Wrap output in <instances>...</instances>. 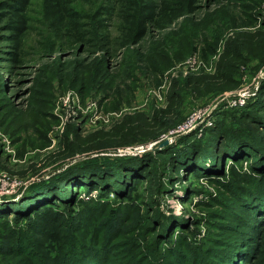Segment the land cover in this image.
<instances>
[{
  "label": "rangeland",
  "instance_id": "374dc122",
  "mask_svg": "<svg viewBox=\"0 0 264 264\" xmlns=\"http://www.w3.org/2000/svg\"><path fill=\"white\" fill-rule=\"evenodd\" d=\"M73 1L115 8L108 42L31 0L13 61L0 22V264H45L41 205L77 239L58 264H264V0H196L127 46L120 0Z\"/></svg>",
  "mask_w": 264,
  "mask_h": 264
},
{
  "label": "trees",
  "instance_id": "16d2710c",
  "mask_svg": "<svg viewBox=\"0 0 264 264\" xmlns=\"http://www.w3.org/2000/svg\"><path fill=\"white\" fill-rule=\"evenodd\" d=\"M112 1L115 4L116 0ZM195 2L196 0L117 1L120 6L117 38L121 39V46L140 42L150 27L161 30L173 24L176 19L183 17L186 11H193ZM30 5L31 0H0V22H3L8 31V39L14 45L13 61H18V51L23 45L25 33L30 29ZM114 9L112 6H102L89 17L73 0H41L40 15L47 32L58 38H70L75 42L84 40L83 28L86 24L82 20L91 18L95 21L102 40L108 42ZM2 90L0 83V92ZM142 174H145L144 169ZM41 206H44L41 210L31 211L35 218V249L45 264H58L59 257L65 253L71 242L77 239H71L66 233L61 213L52 207ZM253 231L258 232L255 229ZM17 262L30 263L26 258H19Z\"/></svg>",
  "mask_w": 264,
  "mask_h": 264
}]
</instances>
